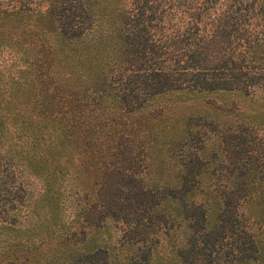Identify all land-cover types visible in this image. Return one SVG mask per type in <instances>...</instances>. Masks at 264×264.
Wrapping results in <instances>:
<instances>
[{
	"label": "trees",
	"instance_id": "obj_1",
	"mask_svg": "<svg viewBox=\"0 0 264 264\" xmlns=\"http://www.w3.org/2000/svg\"><path fill=\"white\" fill-rule=\"evenodd\" d=\"M249 1L0 0V264H264Z\"/></svg>",
	"mask_w": 264,
	"mask_h": 264
},
{
	"label": "rangeland",
	"instance_id": "obj_2",
	"mask_svg": "<svg viewBox=\"0 0 264 264\" xmlns=\"http://www.w3.org/2000/svg\"><path fill=\"white\" fill-rule=\"evenodd\" d=\"M250 1H252V0H250ZM249 2H247V3H249ZM256 2H257V0H255V3ZM263 23H264V21L259 22V25L262 28H264L262 26ZM10 66L12 69L17 68L16 63H15V56L12 53H9L7 50L1 51L0 52V69L4 70L6 67H10ZM230 99L235 101V104H237L239 106V109H241V111H247L248 113H251L253 111V106L250 105L249 102L244 101V99H242L240 97H232V96L230 97ZM187 105H191V107L188 108V110H193V109L200 108V106H202V102L195 101V102L188 103ZM33 186H34L35 192H36V190L38 188H36L35 184H33Z\"/></svg>",
	"mask_w": 264,
	"mask_h": 264
}]
</instances>
